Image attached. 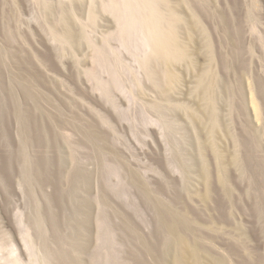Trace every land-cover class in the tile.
Masks as SVG:
<instances>
[{"label": "rangeland", "instance_id": "374dc122", "mask_svg": "<svg viewBox=\"0 0 264 264\" xmlns=\"http://www.w3.org/2000/svg\"><path fill=\"white\" fill-rule=\"evenodd\" d=\"M25 227L39 264H264V0H0L4 257Z\"/></svg>", "mask_w": 264, "mask_h": 264}, {"label": "bare ground", "instance_id": "6f19581e", "mask_svg": "<svg viewBox=\"0 0 264 264\" xmlns=\"http://www.w3.org/2000/svg\"><path fill=\"white\" fill-rule=\"evenodd\" d=\"M179 10V9H178ZM152 19V18H151ZM170 19V18H169ZM148 22H150V21H148ZM158 22V21H157ZM228 22V21H227ZM177 25V24H176ZM188 25H190V26H194V22H189L188 23ZM185 26V25H184ZM151 28V27H150ZM185 28V27H184ZM194 28V27H193ZM144 29V28H143ZM154 29V28H153ZM197 30V29H196ZM198 32V31H197ZM168 33V32H167ZM174 33V32H173ZM68 34H69V32H68ZM147 34V33H146ZM195 34V33H194ZM193 34V35H194ZM171 35V34H170ZM71 37H75V34H72L71 35ZM163 37V36H162ZM166 37V36H165ZM201 38V37H200ZM169 39V38H168ZM151 40V39H150ZM175 40V39H174ZM160 42V41H159ZM172 42V41H171ZM161 43V42H160ZM174 43V42H173ZM203 44V43H202ZM158 45V44H157ZM180 45V44H179ZM146 48H149L150 47V43H146ZM184 46V45H183ZM182 46V47H183ZM169 47V46H168ZM186 47V46H185ZM185 47H184V49H185ZM175 49V48H174ZM188 49V48H187ZM182 50V49H181ZM166 51V50H165ZM172 51V50H171ZM161 52V51H160ZM174 52V51H173ZM186 52H187V50H186ZM172 53V52H171ZM180 53V52H179ZM182 54H184L185 53V50H183L182 52H181ZM189 53H190V51H189ZM183 59V58H182ZM195 59V58H194ZM173 61V60H172ZM171 63V62H170ZM169 63V64H170ZM164 64V63H163ZM205 68V67H204ZM170 74V73H169ZM174 75V74H173ZM195 77V76H194ZM162 83V82H161ZM197 83V82H196ZM165 85V84H164ZM204 90V89H203ZM253 101H254V103L256 102L254 99H253ZM256 104V103H255ZM256 107H257V104H256ZM203 110V109H202ZM259 113H257V115H258ZM168 120V119H167ZM208 120V119H207ZM206 126V125H205ZM210 128V127H209ZM226 128V127H225ZM228 131V130H227ZM219 133V132H218ZM100 141V140H99ZM213 151H214V149H213ZM235 159V158H234ZM133 174V173H132ZM81 176V175H80ZM86 176H87V174H86ZM202 177L204 178V179H206V176H205V174L204 173H202ZM202 196L203 197H207L208 196V192L207 191H205V192H203L202 193ZM204 199V198H203ZM80 208V207H79ZM96 223H99L100 224V222L98 221V222H96ZM33 224V223H32ZM30 225H31V223H30ZM32 227V226H31ZM33 232V231H32ZM35 233V232H34ZM5 234V233H4ZM98 234V233H97ZM179 233H177V235H178ZM182 234V233H181ZM181 234H180V236H181ZM33 235V234H32ZM179 236V237H180ZM183 237H180L179 239H180V248L179 249H181V257H179L178 259L176 258V262H175V264H183V260L185 259V258H189V259H192V261H193V264H201L200 263V261H199V259H198V247L196 246V245H194V244H192V243H190L186 238H184V235H182ZM94 237H96V236H94ZM171 237V236H170ZM99 238V237H98ZM174 238V237H173ZM37 239V238H36ZM23 242H24V247H25V249L27 250V252H28V254H29V256L31 257V259L33 258L34 259V257H36L35 258V260H33V262L32 261H29V262H26L25 261V258H24V256H23V252L25 251H23L22 252V250H21V248L18 246V244L16 243V241L15 240H12L11 241V248H10V256L8 257V258H6V257H4V255H3V253H2V248H3V245L0 243V264H4L5 262H7L8 264H39V260H38V258H39V250H36V248H35V245H34V242H33V239L31 238V234H30V232H29V230H27V228L25 227V231H24V234H23ZM36 242V241H35ZM95 244V243H94ZM96 245V244H95ZM42 248V247H41ZM42 251V250H41ZM45 251V250H44ZM25 253V252H24ZM44 253V252H43ZM219 256H221V255H219ZM46 257V256H45ZM177 257V256H176ZM175 258V257H174ZM44 261H45V259H44ZM48 261V260H47ZM174 261V260H173ZM172 261V262H173ZM223 261V260H222ZM54 262V261H53ZM218 262H219V260H218ZM184 263H185V261H184ZM223 264V263H222Z\"/></svg>", "mask_w": 264, "mask_h": 264}]
</instances>
